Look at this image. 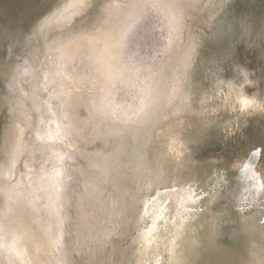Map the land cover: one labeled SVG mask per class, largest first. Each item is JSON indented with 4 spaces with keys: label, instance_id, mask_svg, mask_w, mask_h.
<instances>
[{
    "label": "rangeland",
    "instance_id": "374dc122",
    "mask_svg": "<svg viewBox=\"0 0 264 264\" xmlns=\"http://www.w3.org/2000/svg\"><path fill=\"white\" fill-rule=\"evenodd\" d=\"M102 3L71 9L20 83L37 125L12 181L34 150L57 152L58 264H173L176 235L193 242L222 189L264 200V0H116L98 24ZM103 28L107 87L68 60L80 66Z\"/></svg>",
    "mask_w": 264,
    "mask_h": 264
},
{
    "label": "bare ground",
    "instance_id": "6f19581e",
    "mask_svg": "<svg viewBox=\"0 0 264 264\" xmlns=\"http://www.w3.org/2000/svg\"><path fill=\"white\" fill-rule=\"evenodd\" d=\"M63 1L64 0H61V2H63ZM25 2H26V0H16V1L15 0H9L8 1V6H9L8 8L14 6L13 7L14 10L16 12H18L23 7ZM104 2H106V0H104ZM102 5H103V3L100 6L102 7ZM8 8H5V9H8ZM70 10H71V7H64V8H60L59 12H60V14H63V16L64 15L66 16L70 13ZM14 15H15V13L11 12V14L8 18L12 19L14 17ZM142 20H144V19H142ZM11 22H12V20H7L3 24V26L1 27V29H2L1 31L2 32L8 31L7 28L9 27ZM142 22H144V21H142ZM135 24L134 25L136 27L138 22ZM139 24H141V23H139ZM154 25H153V27H154ZM156 26H157V24L154 27L155 29H157ZM141 27L142 26H140V28ZM140 28H138V29L141 30ZM138 29H137V31H138ZM134 31L135 32H131V33L137 32L135 29H134ZM141 31H144V30H141ZM151 31H153V30H151ZM187 31H188V29H187ZM156 32H158V31H156ZM107 33H108V30L106 28L100 29L99 32L95 31V32L91 33L90 39H94L96 41H95V44L93 43L94 40L90 41L89 47L91 48V51L85 53V58L80 63V66H77L75 64L74 57L72 60L68 59L69 57L67 58L69 61H71L72 66L75 65L76 68H80L77 71V74H79L78 80H82L83 75L86 73L87 75H92L93 81L96 77H99L101 79V82H104L102 85H104L106 87L108 86V84H107L108 83V73L106 72L104 60L103 61L101 60L102 59L101 57L104 54V50L106 49L105 48L106 42L103 39ZM141 33H144V32H141ZM146 33L148 34V32H146ZM149 34H150V32H149ZM159 34H160V32L158 33V35ZM162 34H163V32H162ZM162 34H160V35H162ZM136 36L137 35H135V37H132V38H136ZM138 36H141V35H138ZM100 37H101V40H97ZM144 37H146V36H144ZM162 37H163V35H162ZM141 40L138 43H141V45H144V44H142ZM113 42L114 41H112V43ZM129 42L131 43V41H129ZM157 43H158V41H157ZM135 44L136 43H134V45ZM158 44H162V43H158ZM141 45H139V46H141ZM153 45H155V44H153ZM112 46L113 45H111V47ZM127 48H129L131 51H133L132 49L134 48V46H133V48H130L129 46H127ZM169 48H170V46H169ZM145 49H146V47H145ZM134 50H135V48H134ZM66 51H68V50H66ZM127 51H128V49H127ZM137 51H138V49H137ZM147 52H149V51H147ZM138 53H139V51H138ZM151 53H152V51H151ZM134 54H136V53H134ZM134 54H133L132 58H134ZM150 55H152V54H150ZM14 56L19 57V55H17L16 53L14 54ZM131 56H130V58H131ZM139 56L137 55L135 57L138 58ZM160 57H161V55H160ZM70 58H71V56H70ZM147 58H149V57H147ZM139 59H141V58H139ZM145 60L147 61V59H145ZM145 60H140V61L146 62ZM140 61H139V63H140ZM132 65L134 66V64H132ZM140 65H142V64H140ZM128 66H130V65H128ZM145 66H146V64L142 67H145ZM19 86L20 85L17 86L18 92H19ZM5 91H6V89H5ZM9 91H10V89H9ZM17 93L13 94L14 100L11 99V97H10L11 103L5 104L4 115L1 117V114H0V117H1L3 122L6 121L8 119V117L10 115H12V113H15L18 111L19 112L22 111V114H23L22 116L24 117V119H27V121H29V118L26 115L27 113H25L23 111V109H25L26 105L23 106L22 103H24L25 100L24 99L22 100L20 97H18L19 93L18 94ZM4 94H5L4 96H7L6 92ZM74 105H75L76 109H79L78 106H76V104H74ZM21 107H22V109H20ZM27 108H29V107H27ZM32 108H33V106H32ZM34 110H36V108ZM0 124L2 125V123H0ZM35 124H37V122H35ZM35 124H33V125H35ZM7 127H9V128L7 129L6 125H4L2 128L4 134H5L6 129H7V131H9V129L11 128V125H7ZM14 129L16 131H18L16 124H14ZM19 129H20V127H19ZM35 132H36V130H35ZM38 132H39V130H38ZM37 135H36V137H37ZM1 136H0V140H1L0 141V152L2 154H0V168H1L0 172L5 174L8 172V170L10 168V158L8 159L7 154H11V153L7 152V151H9L11 149V146L9 148L3 147L4 142H2V140H3L4 135H2V131H1ZM45 139H46V136H45ZM15 141L12 144L14 146H16ZM17 142L19 143L20 139ZM38 146H36V147H38ZM4 150H5V152H4ZM32 152L33 151L31 150V154H28V155H32ZM55 153H56L55 155H57L56 151H55ZM52 160H55V159L52 158ZM33 161H29V162H33ZM47 163H48V165H46ZM31 164L33 165V163H31ZM39 170H41V173H40L41 179L38 182L36 179V175L33 172H29L28 173L29 174L28 179H26L24 181L20 182L18 180L12 181L10 179H4L1 181L4 184L0 183V264H27V261H29L30 264H56V262H58V260H57L58 251H57L56 240L58 239V235L61 236L63 234V231L58 229L57 222L59 224H61L60 220H62V218L59 215V212H60L59 210L61 207L60 204L62 201H64V203L68 204V202H69L68 192L66 191L64 196L59 195V193L61 194L62 192L58 189V185L62 187V191H63L64 190L63 189L64 180L60 176V167H58V164L56 162H53V161L47 159V160H45V163L43 165L39 166ZM25 177H27V174ZM39 183H40V186H39ZM45 184L49 187L48 190L46 189ZM4 185H6V186H4ZM41 186H43L42 193L40 192V188H39ZM51 188L54 189V191H56V189H57L59 192L56 191L54 193L53 190H51ZM38 189H39V192L37 193ZM39 202H40V204H39ZM36 204H38L40 206V210H38V208L36 209V206L38 207V205H36ZM258 211H259V209H256L255 211H253L250 214V209H249L246 213L236 216L235 219L233 218V219L229 220L227 222V224H224V225H222L221 228H218L217 230H215V234L212 235V243L210 246L207 245L206 252L209 254L216 255L217 258L220 257V259H221L220 261L222 264H230V263L231 264H237L238 260L235 258V255L237 253L236 249H239L240 250L239 252L243 255H244L243 252L246 253L245 257L243 258L244 261H242V264H250V254H252V253H256L258 258L260 256H262L261 261H264V224H262V223H264V221L261 222L262 217ZM255 212H257V213H255ZM241 217H249V219L247 220L248 223H246V222L244 223L243 229L241 228V230L238 231V228L240 227ZM197 222H198V220H195V222L192 223L193 226ZM250 225L252 227H250ZM207 226H208V224L204 226L205 230H206ZM226 232H228V233L224 234ZM241 233H246V235L243 237L241 235L239 237L238 235H240ZM214 237H216V239H217L216 244L213 242ZM176 238L177 239H176V242H175L173 248L175 246L176 247L178 246L180 238L182 241L183 240L185 241V240H188V238H190V237L184 235V233L182 231L178 234V236ZM236 240H239V241H236ZM235 244L237 246L236 249H235ZM185 247H187V245ZM175 249L176 248H174L172 250V252H174ZM176 254L174 255L173 264L177 263V259H178L177 256L178 255H176ZM138 264H141V262H139Z\"/></svg>",
    "mask_w": 264,
    "mask_h": 264
},
{
    "label": "water",
    "instance_id": "95a60500",
    "mask_svg": "<svg viewBox=\"0 0 264 264\" xmlns=\"http://www.w3.org/2000/svg\"><path fill=\"white\" fill-rule=\"evenodd\" d=\"M8 1L9 0H0V95H1L0 114L1 117L4 115L5 104L11 103V99L14 100L13 94L17 92V86L20 85V83L23 82V80L28 79V73H30L31 67L35 65V59L40 55V52L43 49L42 48L44 46L43 42L46 43V40L50 36L51 37H56L57 35L59 36L58 33L59 28H57V26L62 22V19H65L67 16V15L63 16V14H60L59 9L64 7H71V9H73L74 11L76 9H80L81 7L84 6V4L86 5L89 2V0H64L63 2H61V0H26L23 7L18 12H16L13 8L14 6L8 8L9 7ZM114 1L116 0H106V2H104L103 0L102 7L100 6V9L97 12H95L96 13L94 16L95 20H96V16H98L99 19L102 18L101 13H103L106 10V7L110 6L111 3H114ZM11 12L15 13L12 19L8 18ZM7 20H12V22L7 28L8 31L2 32L1 27ZM104 21L105 20H103L102 18L98 20V24H101ZM15 53L19 55V57H15L14 56ZM5 92L7 93V96H4ZM26 107L25 109H23V111L27 113L26 115L28 116L29 121H27V119H24V117L22 116L23 115L22 111L12 113V115H10L8 119L4 122L0 117V123H2V125L0 124V136H1V131H2V135H4L2 140V142H4L3 147L9 148L11 146V149L7 151L11 153V154H7L8 159L10 158V168L8 172L5 174L0 172L1 184H4L3 182H1L4 179H10V180L13 179V175H12L13 166H15V164L19 160L20 158L19 155L22 152L21 150L24 147L25 141L28 140L26 138V134H27L26 131H28L30 126L31 127L33 126L32 120L34 119L30 117L29 110H27ZM20 109H22V107ZM14 124L17 125L18 131L14 129ZM4 125H6L7 129L9 128L7 127V125H11L9 131H7V129L5 130V134L3 133V129H2ZM19 139L20 142L18 143L17 141ZM14 141L16 143V146L12 145ZM40 150L41 149L39 150L36 149V151L34 150V154L36 158H38L39 163L38 162L36 164L34 163L35 165L33 164L31 167L32 169L30 170V172H33L36 175L37 182L40 181L41 179L40 178L41 170H39V166L43 165L45 163V160L47 159L53 162H57L56 159L57 157L55 155L56 153L47 151L45 155L42 156L41 154H39ZM0 154L2 153L0 152ZM51 157L54 158L55 160H52ZM46 165H48V163ZM217 183H219V180L217 181ZM45 186L46 189L48 190L49 187L46 184ZM39 188H40V192L42 193L43 186ZM51 190H53L54 193L57 191V189L56 191H54V189L52 188ZM38 192L39 189L37 190V193ZM244 193L245 191L244 188H242V186H237V187L230 186L228 187V189L225 190L222 189L221 192L217 193L218 194L217 197L221 205L217 206L213 213H209V214L207 213L204 217L202 218L200 217L198 219V222L194 225L196 230H195V235H193L192 237L193 242L190 243L187 240L186 243L183 242L180 238L178 243V245L180 244V247L176 251L177 254L175 253L176 255H178L176 264H222L220 261L221 260L220 257L217 258L216 255L209 254L206 252L207 245L210 246L212 243V235L215 234V230L221 228L222 225L227 224L229 220L233 218L235 219L236 216L246 213L249 209H250V214L256 209H259L258 212L262 217L261 222L264 221V200L263 201L261 200L258 203H253L254 202L253 201L251 202L253 204L250 206L248 202L246 203ZM37 208L38 210H40L39 205L38 207L36 206V209ZM249 217H241L240 227L238 228V231L241 230V228L243 229L244 227L243 225L245 222L248 223L247 220L249 219ZM207 224L208 226L205 230L204 226ZM250 227L252 226L250 225ZM227 233L228 232L224 234ZM197 234L198 237H196ZM241 235L243 237L246 235V233H241L238 236L240 237ZM216 241L217 239L216 237H214L213 242L215 244ZM185 243L187 247H185L186 246ZM236 247L237 246L235 244V249ZM236 251L237 253L235 255V258L238 260V261L236 260L237 264H242V261H244L243 258L245 257L246 253L243 252L244 253L243 255L239 252L240 251L239 249H236ZM261 259L262 256L258 258L256 253L250 254V264H264V261H261ZM27 264H30V262L27 261ZM56 264L58 263L56 262Z\"/></svg>",
    "mask_w": 264,
    "mask_h": 264
}]
</instances>
